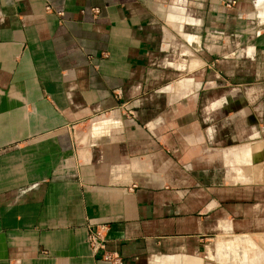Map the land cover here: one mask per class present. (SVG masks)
<instances>
[{
  "label": "crops",
  "instance_id": "obj_1",
  "mask_svg": "<svg viewBox=\"0 0 264 264\" xmlns=\"http://www.w3.org/2000/svg\"><path fill=\"white\" fill-rule=\"evenodd\" d=\"M263 158L264 0H0V264H202Z\"/></svg>",
  "mask_w": 264,
  "mask_h": 264
},
{
  "label": "rangeland",
  "instance_id": "obj_2",
  "mask_svg": "<svg viewBox=\"0 0 264 264\" xmlns=\"http://www.w3.org/2000/svg\"><path fill=\"white\" fill-rule=\"evenodd\" d=\"M220 80L223 79L220 78ZM240 167H241L240 172L241 171L248 172L250 176L254 174L252 175L255 176L253 180H260V181L264 180V158L261 159L259 162L255 163V166L249 164V165H242ZM228 170L230 171L232 176L235 174V170L233 168L230 169V167H228ZM248 180H252V179L249 178ZM238 234L240 233L227 232L212 237V239L210 240L209 249H202L200 250V252H198V255L202 257L201 259L202 264H223L221 263V260L219 258V252H217V250L214 248V241H216L217 239H228L227 241L230 242V244H236V248L234 247L236 249V252L239 251L238 247L241 244V250L243 251L246 250L244 252L245 254L248 253V257H250L252 254L255 255L256 253L257 255L256 258L260 257L261 260H264V234L257 232L245 233L247 235L248 241L243 240L244 242H241V240H236L237 238H240L238 237ZM248 242L251 246L246 249V246H248ZM235 249L233 250L234 252ZM231 253L232 251H230V255ZM246 260L248 261V259L245 258L244 260L239 262L237 260V257L233 258L232 256H228V255H225V257H223L222 259V261L225 264H246L247 262ZM250 260H253V262H255V258L254 259L251 258ZM247 264H255V263L248 262Z\"/></svg>",
  "mask_w": 264,
  "mask_h": 264
},
{
  "label": "built area",
  "instance_id": "obj_3",
  "mask_svg": "<svg viewBox=\"0 0 264 264\" xmlns=\"http://www.w3.org/2000/svg\"><path fill=\"white\" fill-rule=\"evenodd\" d=\"M97 12L96 7L91 8ZM108 226L106 223H88L87 224V241L92 251L109 264H122V257L115 249H109L106 246V236Z\"/></svg>",
  "mask_w": 264,
  "mask_h": 264
}]
</instances>
